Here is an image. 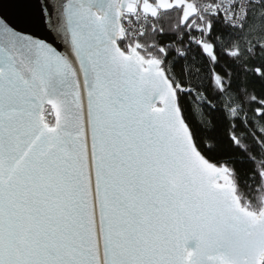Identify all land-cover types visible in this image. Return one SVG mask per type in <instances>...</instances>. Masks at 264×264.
I'll return each mask as SVG.
<instances>
[{
  "label": "snow or ice",
  "instance_id": "snow-or-ice-1",
  "mask_svg": "<svg viewBox=\"0 0 264 264\" xmlns=\"http://www.w3.org/2000/svg\"><path fill=\"white\" fill-rule=\"evenodd\" d=\"M0 264H264V0H0Z\"/></svg>",
  "mask_w": 264,
  "mask_h": 264
},
{
  "label": "trees",
  "instance_id": "trees-1",
  "mask_svg": "<svg viewBox=\"0 0 264 264\" xmlns=\"http://www.w3.org/2000/svg\"><path fill=\"white\" fill-rule=\"evenodd\" d=\"M222 63H223V61H222Z\"/></svg>",
  "mask_w": 264,
  "mask_h": 264
}]
</instances>
